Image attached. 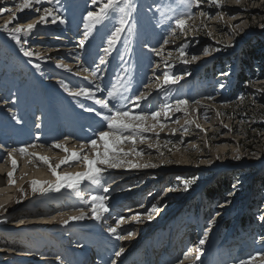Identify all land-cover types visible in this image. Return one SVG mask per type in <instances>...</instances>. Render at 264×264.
I'll use <instances>...</instances> for the list:
<instances>
[{"label": "rangeland", "instance_id": "1", "mask_svg": "<svg viewBox=\"0 0 264 264\" xmlns=\"http://www.w3.org/2000/svg\"><path fill=\"white\" fill-rule=\"evenodd\" d=\"M22 2L0 0V144L6 151L0 153V166L6 169L5 173L13 171L7 159L12 148L42 144L43 147L30 148L29 152L47 157L53 166L66 154L50 147L51 144L64 142L71 152L74 140L77 142L74 151H81L80 144L92 136L90 129L99 126V118L84 111L81 105L99 106L91 100L73 98L71 91L81 88L95 91L98 85L101 89H115L126 97L149 93L141 103L144 111L162 109L164 103H174L178 98H186L190 103L189 114L170 112V119L161 118L164 129H155L159 139L152 132L146 134L152 139L137 142L135 147L145 154L124 157L128 164L106 170L103 180L109 188L107 193L85 182L82 191L62 188L59 192L34 195L31 181L54 183L55 178L39 160L14 153L17 167L13 174L15 184L11 185L15 190L3 202L4 208H0V249L6 253L0 255V264H110L112 260L117 264H177L178 260L194 264L197 247L201 248L202 259L213 248L210 264H241L251 257H256L253 264H264V0H222L220 8L210 7L205 0L200 9H185L181 0H131L134 5L129 10L131 20L110 54L103 50L107 37L120 26L124 13H110L92 27L91 22L84 20L88 11L98 10L91 0H42L34 8L17 11ZM45 7L52 8L53 15L65 22L57 19L52 23L51 17L47 23L38 22ZM35 8L41 11L36 12ZM184 11L195 13L188 20L187 32L181 34L177 30L176 35L170 36L173 25L167 17ZM29 23L36 26L27 36L21 33L22 43L18 45L8 31ZM5 25L8 31L4 30ZM89 28L91 31L85 37ZM165 38L170 40L168 45L163 44ZM82 39L84 48L79 47ZM4 42L23 60L5 50ZM181 46L187 63L182 62L177 51ZM21 47L37 55L25 57ZM161 49L158 56L156 53ZM243 49L254 51L249 62ZM100 58L107 63L100 64ZM210 59L217 64L200 77L192 78ZM239 59L243 62L240 75L244 74L247 81L234 85L238 80L235 65ZM165 61L173 65L167 69L169 72L182 76L177 84L167 86L170 93L157 91L163 84ZM153 72L160 76L158 81ZM187 79L189 82L183 84ZM96 95L99 98L106 93ZM209 96L213 99H207ZM39 112H43L42 116ZM13 114L22 123L17 124ZM69 118L72 124H65ZM37 123L41 125L39 128L35 126ZM151 123L149 120L148 124ZM70 126L72 133L66 134ZM77 133L81 137L74 139ZM132 147L122 145L126 152H131ZM22 160L27 166L21 172ZM131 164L155 167L133 168ZM85 170L82 163L75 161L58 169L61 174ZM36 171L44 178H32ZM7 174L2 180L5 185L10 184ZM185 180L193 181L187 190ZM218 180L224 183L219 195L207 197L205 189ZM93 190L107 197L104 203L109 211L99 221L85 218L63 225L62 221L80 214L78 209L91 216L84 201ZM36 195L40 197L30 201ZM153 206L157 211L152 212ZM192 206L194 209L189 210ZM40 210L48 213L47 218H54L60 240L49 237L48 230L27 229ZM120 217L124 221L117 227ZM245 217L247 225L231 238V229ZM161 224L165 226L159 229L158 238L146 241L149 248L143 247L139 261L129 257L137 242ZM109 227H117V232L126 239L117 240L107 231ZM166 227L174 230L172 253L177 257L163 248ZM128 232L133 235L128 236ZM204 233L206 242L199 246ZM120 247L125 251L117 258L114 253ZM189 250L192 255L184 259Z\"/></svg>", "mask_w": 264, "mask_h": 264}, {"label": "snow or ice", "instance_id": "2", "mask_svg": "<svg viewBox=\"0 0 264 264\" xmlns=\"http://www.w3.org/2000/svg\"><path fill=\"white\" fill-rule=\"evenodd\" d=\"M42 0H23L17 6V11H23L24 9L34 8V5L41 4ZM91 3L98 7V10L88 11L84 16L85 21L91 22L92 27L101 23L104 19H106L110 13L122 12L124 16L120 19V26L115 27L110 35L107 37L106 43L107 47L103 50L105 53L110 54L114 49L115 45L122 38L123 32L127 29L128 21L131 20L130 9L134 8L131 0H91ZM181 3L185 9H200L201 5L205 3V0H181ZM208 5L214 6L216 8H220L222 6V0H207ZM126 6V7H125ZM36 12H40L41 9L35 8ZM4 11L11 12L10 9H4ZM43 14L39 16L38 22H48V18H52V23H56L57 19H59L60 23H64L65 21L62 18L56 17L53 15V9L50 7L43 8ZM174 11V10H171ZM201 16H205L203 11L199 13ZM13 19H16L15 13H12ZM195 15L192 11H184L178 15L172 16L169 15L167 18L172 21V27L169 29V35L174 36L177 33V30L181 34H184L188 30V20H190ZM11 23V21L9 22ZM35 24L29 23L27 25H19L14 26L8 31V26H4V30L8 31V34L12 40H14L18 45L22 43L21 41V33L25 36L29 35L35 28ZM88 25H86V28ZM88 31L85 32V37L89 35ZM26 42V41H25ZM170 40L165 38L163 40L164 45H168ZM79 47H85V40L82 39L79 42ZM21 51L25 57H33L37 55L36 53L24 49L21 47ZM162 49L157 51V55L159 56ZM179 52V56L183 63H187V60H184L183 57L186 56V52L184 47L181 46L177 49ZM207 53V49H205V54ZM171 53H169V56ZM195 59V57H192ZM100 64L107 63L103 58H100ZM35 67L37 69L40 68L39 64H36ZM158 67V65H156ZM165 71L162 73L163 84L160 85L157 89L158 92H166L170 93L171 88L167 87L170 85H175L182 79V76H176L175 74L169 72L167 69L173 67L165 61L164 64ZM87 70V69H86ZM93 76H97L96 71H92ZM154 78L158 81L160 76H158L155 72H153ZM97 92H105L106 96L97 97ZM70 95L73 98H84L87 100L93 101L94 105H98L99 107L93 106H85L83 107L84 111L93 113L96 117H98V127L91 128L92 136L85 142L80 144L81 151H71L66 147L64 142H55L50 145V147L54 149H59L63 151L66 155L65 158L60 161L59 164L53 166L49 159L42 155H37L34 152H29L30 148L43 147L44 145L38 144H26L24 146L18 148H12L7 153V159L11 161V166L13 171L8 172V180L10 184H15V180L13 179L14 171L17 167V161L14 158V153H18L21 156H32L34 159L39 160L43 164L47 165L49 170L51 171L52 176L55 178L54 183L50 182H39L36 180L31 181V191L35 195L40 193L41 195L50 192L56 191L59 192L62 188H68L73 190L82 191V185H92L100 188L102 192L107 193L109 188L105 186L103 176L107 169L109 168H119L122 165L128 164V161L124 159V157H128L132 154H135L137 157L145 154L143 150L137 149L135 145L139 141V143H144L145 141L152 139L153 137L146 135L147 133L155 132V129L160 128L164 129L165 123L162 121L163 119L166 121L170 119V112H184L186 115L188 113V105L190 101L186 98H178L174 103H164L162 109L152 110V111H144L141 108L142 101L147 100L149 93L140 92L135 96L126 97L122 93H118L115 89H101L98 85L96 86L95 91L92 88H81L78 91H71ZM207 99H213V97H207ZM15 103V101H12ZM196 104H199V101H194ZM129 104L132 107H129ZM135 109H140V111H135ZM207 110H205V118ZM12 119L16 121L17 124L22 123L21 119L18 118L15 114H13ZM151 120L153 123L148 124V121ZM179 123L178 120L174 121ZM39 128L41 125L37 123L35 125ZM199 127V125H197ZM174 134V133H173ZM155 138L159 139V132H155ZM39 137H37V140ZM66 140L68 138H65ZM131 144L132 150L131 152H126L123 150L122 145ZM5 147L0 144V148ZM151 148V145H149ZM84 149H88L87 152ZM162 155V153H161ZM239 157H237L238 159ZM82 163L84 168L86 169L83 172L76 174H61L58 169L61 168L62 165L70 164V162ZM133 168L139 167H155V165L150 164H131ZM193 183L192 180L184 181V189L187 190L190 184ZM86 185V186H87ZM173 189H169L172 191ZM21 191H23L21 189ZM107 199L106 196L100 195L94 190L89 193L87 198L85 199V203L89 206L88 211L91 212V216H88V212L84 209H78V216H71L68 220L62 221L63 225L67 226L70 221H78L83 220L85 218H90L94 220H101L102 214L109 211V206H107L104 201ZM19 202V201H18ZM0 207H3L0 205ZM157 211L156 207L153 206L152 212ZM148 218L151 219V212L148 213ZM54 219V218H53ZM124 218L120 217L117 220V227L120 223H123ZM117 227H109L107 231L115 236L117 240L126 239V236L121 235L117 232ZM133 235L132 232H128V236ZM207 233L203 234V238H200L198 241L199 246H203L206 242ZM125 249L120 247L118 251L114 253L115 257H120ZM201 248L197 247L195 249V260H200L201 257ZM192 255V251L189 250L184 254V259H187L188 256ZM59 259V258H58ZM256 257H251L246 261H241V264H253V261ZM110 264H117L116 260H112ZM177 264H184L183 260H178Z\"/></svg>", "mask_w": 264, "mask_h": 264}, {"label": "bare ground", "instance_id": "3", "mask_svg": "<svg viewBox=\"0 0 264 264\" xmlns=\"http://www.w3.org/2000/svg\"><path fill=\"white\" fill-rule=\"evenodd\" d=\"M70 148L73 149V151L76 150L75 146H73V145H70ZM57 161L60 162V159H58ZM21 166H22V170H21V172H22L23 170H25V166H27V162L22 160L21 161ZM5 171H6V169L4 167L0 166V205H2L4 201L8 200L10 198V196L12 195V193L14 192V190H15V186H12L11 184H8V185H5V183L3 184V181H2L3 177H4L5 174H7L9 172V170L7 171V173H5ZM73 171L74 170H72V172ZM32 178H34V179H42V178H44V175H42V173L40 171H36V172H34L32 174ZM17 185H19V182L17 183ZM36 197H40V196L36 195V196L32 197L30 199V201L36 199ZM0 208H2V207H0ZM32 213H33V211L29 212V214H32ZM36 215H37V217H34V221H31L26 226L27 229L31 228L32 230H39V231H42V230L45 229L47 231L49 228L55 227L54 219L53 218L51 219L49 217L47 218L48 213L46 211L44 212V210L43 211L40 210V211H38V213H36ZM137 235L138 234L136 233V236ZM0 248H2V247H0ZM0 253H3V251L1 249H0Z\"/></svg>", "mask_w": 264, "mask_h": 264}, {"label": "trees", "instance_id": "4", "mask_svg": "<svg viewBox=\"0 0 264 264\" xmlns=\"http://www.w3.org/2000/svg\"><path fill=\"white\" fill-rule=\"evenodd\" d=\"M245 51H246V49H243V53ZM245 53L247 54V58H248L247 62H249L254 57V51H252V49H248V51H246ZM240 60L241 59L238 60L237 75L235 77V79L238 77V80L234 81V85L235 84L237 85L239 82H244V81L246 82L247 81V79H246L244 74L240 75L241 74L240 69H241V67L243 65V62L242 61L240 62ZM239 62H240V64H239ZM223 184L224 183L223 182L221 183L220 180H218L217 182H214L211 186H209L208 188L205 189V195L207 197H210V196L211 197H216L217 194L219 195L220 186H222ZM193 209H194V207L192 206L189 210H193ZM246 219H247L246 217L245 218H241V220L239 221V226H238L239 230H243L244 227L247 225L246 224Z\"/></svg>", "mask_w": 264, "mask_h": 264}]
</instances>
